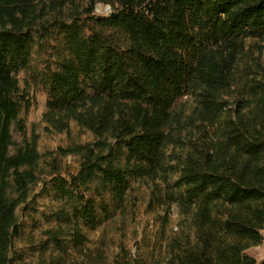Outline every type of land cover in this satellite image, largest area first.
<instances>
[{
  "label": "trees",
  "instance_id": "16d2710c",
  "mask_svg": "<svg viewBox=\"0 0 264 264\" xmlns=\"http://www.w3.org/2000/svg\"><path fill=\"white\" fill-rule=\"evenodd\" d=\"M98 3L111 13L94 15ZM53 36L54 63L35 69L34 47ZM250 38L264 40V0H0V264H13L40 160L35 136L11 152L29 107L22 70L46 92L54 130L75 121L94 136L67 149L78 171L50 180L58 251L65 236L81 248L133 180L176 177L167 198L184 222L166 264H258L246 250L264 240V61Z\"/></svg>",
  "mask_w": 264,
  "mask_h": 264
},
{
  "label": "rangeland",
  "instance_id": "374dc122",
  "mask_svg": "<svg viewBox=\"0 0 264 264\" xmlns=\"http://www.w3.org/2000/svg\"><path fill=\"white\" fill-rule=\"evenodd\" d=\"M63 11L68 13V7L65 6ZM110 13L111 7L107 4L98 3L95 7L96 16ZM55 43L54 36L39 40L33 50L32 67L44 69L54 63L52 48ZM256 43L262 47L264 61V40L250 38L247 41L248 45ZM29 79L30 75L24 70L18 74L21 89L28 93L29 107L23 109L19 116L24 131L20 132L16 124L12 126L14 146L11 152L35 136L40 160L36 167L37 181L30 186L28 200L16 210L20 233L14 239L11 252L13 264H48L53 260L60 264H166L168 241L179 233L184 222L177 204L167 198L176 177L171 178L168 184L160 179L133 180L121 207L111 209L109 217L99 211L98 227L83 229L87 241L81 248L74 249L68 236L62 239L67 246L64 253L48 242L46 233L59 228L54 213L63 204L55 197L50 180L55 176L75 174L80 166V157L67 152V149L92 142L94 136L75 121H70L68 131L54 130L44 120L47 94L40 86H27ZM192 105L193 101L186 96L177 102V108L185 110L186 114L190 113ZM194 134L190 137L188 132L184 134L186 143L188 137L192 142L197 140L198 136ZM177 152H180L179 148ZM104 199L110 202L108 197ZM246 252L260 264L264 260V240Z\"/></svg>",
  "mask_w": 264,
  "mask_h": 264
}]
</instances>
